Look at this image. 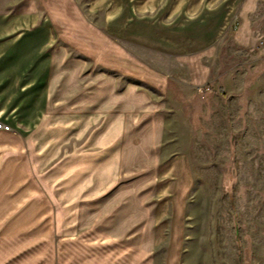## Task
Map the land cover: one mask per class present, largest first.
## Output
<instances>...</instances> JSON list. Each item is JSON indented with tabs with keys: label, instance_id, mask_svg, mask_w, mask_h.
<instances>
[{
	"label": "crops",
	"instance_id": "1",
	"mask_svg": "<svg viewBox=\"0 0 264 264\" xmlns=\"http://www.w3.org/2000/svg\"><path fill=\"white\" fill-rule=\"evenodd\" d=\"M263 1L32 0L30 14L0 15V135L64 134L47 228L77 236L83 264H181L195 174L168 146L172 75L186 68L188 92L204 93L223 38Z\"/></svg>",
	"mask_w": 264,
	"mask_h": 264
},
{
	"label": "rangeland",
	"instance_id": "2",
	"mask_svg": "<svg viewBox=\"0 0 264 264\" xmlns=\"http://www.w3.org/2000/svg\"><path fill=\"white\" fill-rule=\"evenodd\" d=\"M86 1L77 0L82 10ZM32 3L0 0V15L30 14ZM87 17L100 24L99 17ZM209 68L212 83L204 93H189L187 69L177 68L166 101L173 115L169 150L190 155L195 174L181 264H241L243 258L264 264V1L231 27ZM50 128L43 125L26 143L0 135L4 264H83L77 236L63 242L60 230L52 239L47 228L46 189L62 187L67 152L64 134ZM82 141L71 138V152ZM156 264H163L161 255Z\"/></svg>",
	"mask_w": 264,
	"mask_h": 264
},
{
	"label": "built area",
	"instance_id": "3",
	"mask_svg": "<svg viewBox=\"0 0 264 264\" xmlns=\"http://www.w3.org/2000/svg\"><path fill=\"white\" fill-rule=\"evenodd\" d=\"M10 129L6 125L0 123V131L8 132Z\"/></svg>",
	"mask_w": 264,
	"mask_h": 264
}]
</instances>
